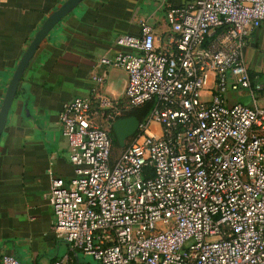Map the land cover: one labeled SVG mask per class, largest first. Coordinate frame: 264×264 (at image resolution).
<instances>
[{"label": "built area", "instance_id": "built-area-1", "mask_svg": "<svg viewBox=\"0 0 264 264\" xmlns=\"http://www.w3.org/2000/svg\"><path fill=\"white\" fill-rule=\"evenodd\" d=\"M166 21L164 35L141 21L99 58L126 70L120 97L100 91L104 73L63 102L74 174L52 175L49 198L70 250L46 264H84L78 250L99 264H264V80L245 57L264 0L169 4ZM148 102L117 146L113 122Z\"/></svg>", "mask_w": 264, "mask_h": 264}, {"label": "crops", "instance_id": "crops-1", "mask_svg": "<svg viewBox=\"0 0 264 264\" xmlns=\"http://www.w3.org/2000/svg\"><path fill=\"white\" fill-rule=\"evenodd\" d=\"M64 0H0V108L14 70L47 15ZM188 0H81L39 43L19 81L0 135V253L23 264H46L40 255L53 241L51 176L74 174L60 127L63 102L87 96L98 85L120 97L127 72L99 62L120 49L116 37L138 34L148 20L158 34L169 29L166 9ZM264 42V22L248 36ZM97 86V87H98ZM57 239V238H56Z\"/></svg>", "mask_w": 264, "mask_h": 264}, {"label": "water", "instance_id": "water-1", "mask_svg": "<svg viewBox=\"0 0 264 264\" xmlns=\"http://www.w3.org/2000/svg\"><path fill=\"white\" fill-rule=\"evenodd\" d=\"M81 0H64L57 8L51 11L47 17L43 20L42 24L31 38L29 44L24 50L15 70L12 78L9 81L7 90L5 92L1 108H0V135L5 126L7 120V114L17 90L19 81L23 75V72L34 52L36 51L39 43L45 38L49 30L71 9H73ZM139 125V118L136 115H129L125 117L117 118L112 128L114 134L121 145L125 144L126 138L133 134Z\"/></svg>", "mask_w": 264, "mask_h": 264}, {"label": "rangeland", "instance_id": "rangeland-1", "mask_svg": "<svg viewBox=\"0 0 264 264\" xmlns=\"http://www.w3.org/2000/svg\"><path fill=\"white\" fill-rule=\"evenodd\" d=\"M245 44V57L246 63L250 68L251 72L258 73L259 78L264 80V42L263 41H252ZM244 103H252L251 98L243 96L240 98ZM117 145H121L119 142ZM57 238V239H56ZM53 241H47L45 249L40 255V259H50L53 256H63L70 250V245L63 239L56 236ZM80 261L84 264H99V261L91 254L85 253L83 250H78Z\"/></svg>", "mask_w": 264, "mask_h": 264}, {"label": "trees", "instance_id": "trees-1", "mask_svg": "<svg viewBox=\"0 0 264 264\" xmlns=\"http://www.w3.org/2000/svg\"><path fill=\"white\" fill-rule=\"evenodd\" d=\"M151 106H152V103L151 102H148L147 104H145V105H143V106H141L139 108L134 109L131 112V114H134L139 119H142L150 111ZM112 133H113V137H114V142L117 145L118 140H117V138H116L113 130H112ZM117 146H120V145H117Z\"/></svg>", "mask_w": 264, "mask_h": 264}]
</instances>
